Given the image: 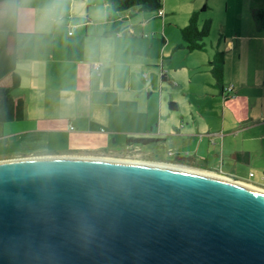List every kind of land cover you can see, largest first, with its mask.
<instances>
[{
    "label": "crops",
    "instance_id": "1",
    "mask_svg": "<svg viewBox=\"0 0 264 264\" xmlns=\"http://www.w3.org/2000/svg\"><path fill=\"white\" fill-rule=\"evenodd\" d=\"M50 2H54L53 6L57 7L56 0H5L0 5V30L8 34L14 32L15 35L14 64L3 70L4 65L0 62V72L5 71L0 76V86L9 87L12 96L22 103L21 118L0 123V140L8 137L6 140L10 143L13 142L11 137L18 135L19 145L37 140L49 142L60 139L54 137L51 140L53 134L69 133L67 125L73 124L76 128L72 133L81 140L80 137L86 133L97 132V126L103 122L109 125L107 133H114L111 122L119 120L121 112L113 107L105 108L108 104L100 100L95 102L96 107L93 109L92 103L84 98L86 88L77 89L71 109L65 111L60 105L61 101L54 95L49 96L50 91L55 93L60 90V87L50 83V72L60 74L69 65L75 66L77 75L88 69L91 90L100 91L110 87L94 86V80L101 83L108 76L116 78L115 67H121L124 71L129 70L127 88L123 86L125 84L118 87L114 83L112 90L123 91L126 88L132 91L134 88L130 77L134 72L137 77L141 73L144 75L146 81L141 84L151 92L150 84H157L159 75L162 81L167 80L178 89L182 83L176 73L179 68H184L187 72L203 74L210 88L218 89L210 71V61L217 50H222L224 88L231 87L229 93L235 95V99L246 91L256 93L251 96L254 100L250 105L251 112L256 113L234 116L225 111H201V103H195L190 96L192 93L185 90L182 84L183 95H186L183 97L187 99L185 102L191 108L190 112L170 113L160 100L156 107L157 114L148 112L145 115L146 123H152L153 119L157 121L155 129L151 126V130L144 127L125 133L131 138H152L162 143L163 150L171 159H155L158 163L163 161L173 166L228 176L264 189V27L255 18V13L264 6V0L225 1L227 19L221 23L218 34L214 36V19L207 18V13L200 14L211 8L207 2L199 6L195 4L191 11H187L188 19L197 12L200 24L205 19L211 20V30L204 39L203 49L193 51L181 46L182 37L178 36L173 26L180 30L188 22H177L175 11L167 12V9L164 11L162 8V16L157 12L146 13L138 6L118 11L111 7L109 0H103L101 5L97 0H85L86 20L79 22V26L74 24V31L65 33V29L62 36L56 31L50 32V36L45 35L49 32L44 28L47 23L41 22L40 10L49 8L47 3ZM202 16L204 20L200 19ZM69 24L71 28L72 20H69ZM148 32L152 36L148 37ZM4 40L2 44L6 50L8 41L6 44ZM177 50L180 51L181 60L175 62ZM7 52L3 51V59L8 57ZM93 63H98V69L92 68ZM14 76L17 82H14ZM222 96L225 97V94ZM215 98L220 100L218 95ZM170 100V108L181 110L178 103L183 101H176L172 96ZM226 103L219 101V107H225ZM146 110L150 111V108ZM7 141L3 140L5 146ZM112 142H116V139L113 138ZM80 154L99 153L57 152L38 155Z\"/></svg>",
    "mask_w": 264,
    "mask_h": 264
},
{
    "label": "water",
    "instance_id": "2",
    "mask_svg": "<svg viewBox=\"0 0 264 264\" xmlns=\"http://www.w3.org/2000/svg\"><path fill=\"white\" fill-rule=\"evenodd\" d=\"M0 264H264V190L160 163L2 159Z\"/></svg>",
    "mask_w": 264,
    "mask_h": 264
},
{
    "label": "rangeland",
    "instance_id": "3",
    "mask_svg": "<svg viewBox=\"0 0 264 264\" xmlns=\"http://www.w3.org/2000/svg\"><path fill=\"white\" fill-rule=\"evenodd\" d=\"M56 8L53 6V3H47L49 8H44L43 10H40L41 13V22L47 23L45 24L44 28L48 30L47 34L50 36V32L56 31L60 34V36L63 35V32L65 30V33H67L69 30L74 31V24H77L79 26V22L85 21L87 16V10L86 5L82 2V0H56ZM98 3L101 5L103 0H97ZM227 0H163V9L164 11L167 9L168 11H175L177 22H181L182 20H187V11H191L193 9V6L196 4L199 6V4H203L204 2H207L208 6L211 8L207 12L203 11L200 14H206L205 16L207 18H213V29H212V35L218 34V29L221 27V23L223 21H226L227 19V12H226V4L224 3ZM234 1V0H233ZM199 8V7H198ZM94 9V8H92ZM146 13H158V11H145ZM168 14L166 18H168ZM204 16V15H203ZM200 17V19H203ZM69 20H72V26L71 28L68 26ZM172 20V19H171ZM204 20V19H203ZM174 24V23H173ZM173 26V25H172ZM54 27L56 29L54 30ZM178 36L181 38V33L178 28L173 26ZM173 28V29H174ZM148 37L152 36L151 33H147ZM147 37V38H148ZM175 37V33L173 31V38ZM141 39H144L141 38ZM180 51L177 50L175 53H177L175 62L181 60V57L179 56ZM137 57V56H136ZM145 58V56H142ZM146 59V58H145ZM81 70L84 68H80ZM180 70L176 73L177 79L183 84V86L186 88L191 96V99L195 101V103H201V111H206V109H210L211 111L216 112H226V113H232L234 116L236 114L242 115L243 113H250L251 112V101L254 100L251 98L253 94L249 91H246L242 95H240L237 99H235V95L230 94L231 87L225 88V97L221 95L220 91L215 88H210V86L207 84L206 80L207 78L204 77L203 74H197L192 72H187L184 68H179ZM116 70V78L108 76L105 79L101 80V83L99 80H94V86H103L110 87L105 88L104 90L96 91L95 89L91 90V78H90V71L88 69L82 70V72L76 73L75 66L69 65L67 66L63 72L60 74H54L53 72H50V77H52V80L50 83H52L53 86L60 87L59 91L49 92V96L54 95L59 101H61L60 105L64 108L65 111L70 110L73 104V97H76L77 95V89L86 88V93H84V98L87 101H90L92 103L93 109H95L96 105L95 102L97 100H100L106 104H108L109 108L113 107V109L117 110L118 112H121L120 115L121 118L116 121L111 122L112 127L114 128L113 134H109L108 128L109 125L107 123H102L101 125L97 126V132L92 133H86L85 135L81 136V140L79 138H76L77 136L74 135L72 132L76 128V126L73 125H67V129L69 130V133L63 132V134H59L55 136V134L51 135V140H53L54 137H59L58 140H53L49 142H39L37 140L34 143L31 144H24L19 145L21 142H17V136L11 137L13 139V142H8L6 139L3 138L0 140V158H20V157H35V156H47V155H38L42 153H57V152H93V153H99V154H86L83 155L84 157H104V158H112L115 155H123L119 150L122 149L123 145L127 143V141L134 143V147L137 149L140 147L141 150L145 153L143 156L147 158H151L150 163H158L159 161H156L155 159H171L170 156H167L166 150H163L164 147H162V143L159 141H154L155 147L149 148L150 145H143L141 139L145 138H131L132 136L127 135V132H134L136 130H141L144 127L148 128V130H151V126H153V129L156 128L157 121L153 119L152 123H146L145 115L150 112L151 115L157 114L158 110L156 107L158 106V102L160 100L163 101L164 105H166V108L169 110L170 113H186L190 112L191 108H189L185 102L187 100L186 95H183V90L181 89V86L177 89L172 87L171 83L167 80L162 81L161 76H158L157 84H153V82L150 84L151 92L144 88L143 84L146 80L144 78V75L141 73L139 77H137L134 72L132 73V76L130 77L131 80V86L134 88L132 91H128L127 88V80H129V77H127V73H129V70H123L121 67H115ZM95 75L97 73H94ZM115 83V85H118V87H121L123 84L124 87H126L123 91H119L117 89L112 90V86ZM186 84V85H184ZM209 87H208V86ZM65 86V87H64ZM65 88V89H62ZM92 91V92H91ZM186 92V91H185ZM215 94V95H212ZM219 96V99H216L215 96ZM230 95V96H229ZM176 98V101H183L181 103H178L181 107V110L172 109L169 107L170 97ZM184 96V97H183ZM125 97V98H124ZM188 97V96H187ZM120 98H123L125 100H120ZM127 98V99H126ZM53 101V99H51ZM219 101H226L227 105L224 107H219ZM217 102V104H215ZM150 108V111H147L146 109ZM189 108V109H188ZM195 108V107H194ZM198 110V108H195ZM128 111V112H126ZM165 113V111H164ZM256 113V111L251 112ZM127 115V116H126ZM158 118V117H157ZM148 126V127H146ZM72 130V131H71ZM94 130V129H93ZM126 132V133H125ZM38 137V136H37ZM10 138V137H9ZM113 138L116 139V142H112ZM129 138V139H128ZM152 139V138H151ZM3 140L7 141L5 146V142ZM15 142V143H14ZM158 142V143H157ZM159 145L161 147H159ZM157 147V148H156ZM152 149V150H150ZM157 149V151L155 150ZM160 149V150H159ZM118 150V151H114ZM155 152V153H154ZM151 155H150V154ZM78 155V154H77ZM60 156H69V155H60ZM82 156V154H80ZM144 162V161H143ZM147 162V161H146ZM165 164L163 161H160ZM169 165V164H168ZM221 172H225L223 170H220ZM228 177V176H226ZM231 178V177H228ZM232 179V178H231ZM245 185H248L250 187H253L250 185L249 182H241ZM264 184V183H263ZM254 188H256L254 186ZM257 189H260L257 187ZM264 190V189H261Z\"/></svg>",
    "mask_w": 264,
    "mask_h": 264
},
{
    "label": "trees",
    "instance_id": "4",
    "mask_svg": "<svg viewBox=\"0 0 264 264\" xmlns=\"http://www.w3.org/2000/svg\"><path fill=\"white\" fill-rule=\"evenodd\" d=\"M5 0H0V5ZM112 8L118 11H124L131 7L138 6L144 11H162L163 15V0H109ZM255 18L264 27V6L255 13ZM211 30V20L205 19L201 24L198 21V13L191 14L188 23L180 29L183 44L182 47L188 51L203 49L205 43L204 39L209 35ZM8 38V40H7ZM5 39V40H4ZM8 41V48H4L2 41ZM3 51H8V57L3 59ZM15 59V35L14 32L6 33L0 30V62L5 70L10 64H14ZM11 60V61H10ZM13 61V62H12ZM12 62V63H11ZM0 64V65H1ZM1 67V66H0ZM9 71V70H8ZM6 71V72H8ZM210 71L215 80V84L220 90L221 94H224L225 88L223 85V73H224V52L217 50L211 61ZM5 74V71L0 72V76ZM164 78V76H162ZM17 78V77H16ZM14 76V82L17 79ZM173 105V102L170 103ZM22 116V103L20 100H16L10 92V88L7 86H0V123L16 120Z\"/></svg>",
    "mask_w": 264,
    "mask_h": 264
},
{
    "label": "flooded vegetation",
    "instance_id": "5",
    "mask_svg": "<svg viewBox=\"0 0 264 264\" xmlns=\"http://www.w3.org/2000/svg\"><path fill=\"white\" fill-rule=\"evenodd\" d=\"M142 143H144L143 145H150L149 148H154L156 145L154 144L155 140L151 139V138H143L141 139ZM134 143L132 142H128L125 143L122 147L121 150H119L123 155H115V154H111L114 155V159H120V160H127V161H144V162H149L150 160H152L151 158H147L145 156H143L145 153H147L146 151L143 152L140 147L139 148H135ZM157 148V147H156ZM152 150V149H150ZM157 151V149H155ZM114 151H118V150H114ZM155 153V152H154ZM150 154V153H149ZM151 155V154H150ZM53 156H60V155H53ZM168 165V164H167Z\"/></svg>",
    "mask_w": 264,
    "mask_h": 264
},
{
    "label": "built area",
    "instance_id": "6",
    "mask_svg": "<svg viewBox=\"0 0 264 264\" xmlns=\"http://www.w3.org/2000/svg\"><path fill=\"white\" fill-rule=\"evenodd\" d=\"M159 14H162V11H159ZM98 63H93L92 64V68H94V69H98Z\"/></svg>",
    "mask_w": 264,
    "mask_h": 264
},
{
    "label": "bare ground",
    "instance_id": "7",
    "mask_svg": "<svg viewBox=\"0 0 264 264\" xmlns=\"http://www.w3.org/2000/svg\"><path fill=\"white\" fill-rule=\"evenodd\" d=\"M187 169H189V168H187ZM190 170H192V169H190ZM195 171H198V170H195ZM198 172H201V171H198ZM202 173H205V172H202ZM208 174V173H207ZM210 174V173H209Z\"/></svg>",
    "mask_w": 264,
    "mask_h": 264
}]
</instances>
